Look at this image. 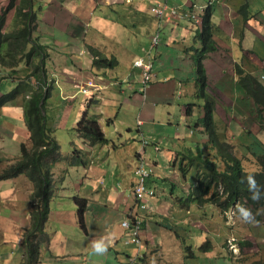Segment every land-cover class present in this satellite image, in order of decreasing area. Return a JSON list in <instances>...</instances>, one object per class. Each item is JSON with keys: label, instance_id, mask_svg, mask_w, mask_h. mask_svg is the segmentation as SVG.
<instances>
[{"label": "crops", "instance_id": "1", "mask_svg": "<svg viewBox=\"0 0 264 264\" xmlns=\"http://www.w3.org/2000/svg\"><path fill=\"white\" fill-rule=\"evenodd\" d=\"M8 2L0 0V13ZM199 3L34 1L37 20L33 36L47 47L48 74L56 72L59 76L45 103L46 123L59 142L65 140L66 154L81 148L85 160L72 163L63 159L51 169L57 189L45 224L48 238L40 245V264H126L139 249L143 253L141 264H187L178 242L179 227L190 221L188 228L196 232L197 223L202 220L203 226L208 221L194 213L195 201H190L186 210L178 199L188 193L191 175L195 176L190 170L185 177L180 163L184 151L211 144L202 121L207 109L205 98L222 140L232 143L239 127L243 132L250 128L249 134L264 140V124L253 122L256 108L258 116L264 118V0ZM153 5L164 8L163 16L151 10ZM174 7L192 10L199 21L172 15ZM13 16L12 10L8 29ZM205 23L212 39L207 43L200 35ZM155 33H160V41L151 48ZM89 46L115 57L117 64L94 65ZM148 54L153 76L144 87L142 70L134 61ZM200 64L206 85L200 80ZM29 72L25 63L14 72L0 66V95L22 86L13 99L0 106V172L21 158L22 143L31 144L32 133L25 117V96L32 93L34 79ZM246 74L258 82L248 83ZM88 78L99 89L84 94L76 84ZM54 99L56 105L52 104ZM85 110L97 117L108 143L90 144L74 130ZM105 124L114 125L110 135ZM139 163L154 167L148 182L156 194L146 201L138 200L134 193V169ZM34 190V182L26 173L0 180V264H24L25 234L32 227L36 206ZM77 197L87 199L85 228L80 225ZM136 217L142 220L141 247L132 242L131 230L123 225L124 220ZM217 228L211 253L200 251L194 264H205L211 259L209 254H214L218 264L228 261L230 252L224 242L229 231L221 225ZM206 231L202 229L201 236H207ZM201 236L193 240L199 242ZM165 240L172 253L165 248ZM196 249L192 245L189 249L193 257H197ZM260 252L264 259V252Z\"/></svg>", "mask_w": 264, "mask_h": 264}, {"label": "trees", "instance_id": "2", "mask_svg": "<svg viewBox=\"0 0 264 264\" xmlns=\"http://www.w3.org/2000/svg\"><path fill=\"white\" fill-rule=\"evenodd\" d=\"M34 1L9 0L8 4L2 8L0 13V66L14 72L21 63L25 62L30 69V75L45 81L47 50L45 45L39 43L33 36V29L37 20ZM12 10L14 16L10 22V29H8L7 17ZM200 35L205 43L212 40L206 23ZM89 47L94 53V65L112 67L117 64L115 57L109 58L93 46ZM199 69L200 80L206 85L202 64H200ZM244 78L253 85L254 81L258 82L257 78L250 74H246ZM50 89L51 86L46 89L41 86L35 88L30 98L25 100V117L27 126L32 133L30 136L32 145L28 147L25 143H22L21 158L8 164L0 172V180L26 173L35 185L32 200L36 199V206L34 205L32 210V227L27 229L25 234L26 257H24V264H40L41 241L46 237L48 238L45 224L50 214V202L57 188L54 172L51 170L52 167L57 161L63 159H69L72 163H83L85 161L81 149L76 148L72 154L63 153L60 143L46 126L44 105ZM18 92L17 86L13 90L2 93L0 95V106L13 99ZM206 107L202 121L206 131L211 136V144L208 147L206 146V150H204V147H198L196 150L188 149L182 154L180 168L184 176L187 177V172L190 170L195 171V176L191 175L192 179L190 180L188 193L180 195L178 199L183 203L195 201L200 205L215 207L217 209L216 213L219 215V221L215 224L217 225L216 228L221 225L224 229H230L227 224L228 216L225 214L234 205H237L238 216L247 219L255 217L261 221L264 216V143L259 145V151H251V155L245 154L244 159L240 158L234 152L233 144L219 137L218 132L212 125L214 120L210 103H206ZM74 130L79 137L90 144H102L110 141L97 117L88 114L87 110L77 122ZM246 132L251 133L249 129ZM250 135L255 136L256 134L253 135L252 133ZM212 146L216 147L214 150L217 149L218 151L221 166L214 160V157H210L212 153L209 148H212ZM250 179L254 183H250ZM76 199L80 225L85 228L84 213L87 209V199L78 197ZM189 205L186 206V209ZM203 218L212 220V223L215 221V216ZM228 233V236H225L224 245H227L230 237L231 233ZM234 234L237 235V233ZM245 234L246 232H242L240 236L238 235L240 237L238 239L240 249L242 250L246 245H252L250 241H245L243 238ZM211 247L212 242L208 239L203 248L209 250ZM233 264H264V259L259 250L242 251L233 260Z\"/></svg>", "mask_w": 264, "mask_h": 264}, {"label": "rangeland", "instance_id": "3", "mask_svg": "<svg viewBox=\"0 0 264 264\" xmlns=\"http://www.w3.org/2000/svg\"><path fill=\"white\" fill-rule=\"evenodd\" d=\"M200 1L202 3H199V4H204V3L208 2V0H200ZM151 39H152V37H151ZM87 54H90L89 51H87ZM199 93L200 94L202 93V89L199 90ZM54 94H56V93L54 92ZM51 101H49V102H51ZM52 102H53L52 103L53 105L57 104V101H55V99ZM58 102H60V99ZM205 104H206V102H205ZM185 108H186V110H188L189 104H186ZM254 114L256 115V117L253 119V122L258 123L260 126H263L264 118L258 116L259 110L257 108L255 109ZM212 115H213V120H214V116H215L214 113H212ZM240 123L242 124L241 120H240ZM215 124L216 123H212L214 129L217 128L215 126ZM105 126L108 128L109 135H110L111 129H114V125L113 126H109V125L107 126L105 124ZM117 129H119V126L117 127ZM248 129H250V128H248ZM260 129L262 130V128H260ZM111 135L114 138L116 136V132L113 131V134H111ZM263 141H264L263 138L260 136H258L256 139V137L251 136L249 134V132L248 133L243 132L242 127H239L238 136L234 135L233 140H231V142L233 144L234 152L236 153L237 156H239L240 158H243V159H244L245 154L251 155V151H256V152L259 151V145H262ZM59 143H60L61 147H63L62 151H65V149L68 146L66 144L65 140H61V142H59ZM194 145H196V144H194ZM204 148H205L204 150L207 149L206 147H204ZM215 148L216 147H213V146H212V148H209L210 152L212 153L211 155L210 154L209 155L211 158L214 157V160H216L219 163V166H221V160L219 159L217 149L214 150ZM165 150H167L166 147H165ZM72 153H73V151H72ZM83 157H84V155H83ZM75 158H76V156H75ZM261 161H262V159H261ZM151 167L154 170V167L152 165H151ZM188 174H189V172H187V175ZM183 204L186 207L188 204H190V201L184 202ZM195 205H196V207L192 206L194 213H196L197 215H202L203 217H208V218H212L215 216V221H213V223H212V220L207 219L208 224L207 225L204 224L202 226V224L205 222H203L201 220V223L196 224V232L197 233L193 232L190 228H188L190 221L187 222L185 225L179 227L180 233L178 230L176 231L181 236V242H180L179 238H178V242L181 244L180 247L185 252V255L182 256V258L185 260H188L187 264L196 263L198 261L197 255L200 253V251L203 252V254L211 253L210 250H208V249L203 250L204 249L203 247L205 246V243L207 242V240L208 239L213 240L215 233H216V235H218V231H219L218 228L216 229L217 225H215V224H217L216 222L218 221V218H219V215L216 213L217 209L215 207H208V205H200L197 202H195ZM77 209H78V206H77ZM191 214H193V213H191ZM225 215L228 216L227 224H228V226H230V229L228 228L229 232L231 233L230 235L235 236L236 234H234V233H237V235L240 236L242 234V232H246V234L243 238L245 239V241H250L252 243L251 246L246 245L245 247H243L244 248L243 250L242 249L240 251L238 250L239 252L237 253V256H239V254L242 251L249 252V251H258L260 249L261 251L264 252V216L262 217L261 221L259 219L257 220V218H255V217L253 219H247L244 217L242 218V217L237 215V210H236L235 206L230 207L228 209V212ZM78 216H79V214H78ZM254 219L257 221H255ZM206 228H207V231H206L207 236L203 237V236H201L202 229H206ZM233 231H234V233H233ZM240 232H241V234H240ZM199 236H201V240L199 242H198V240H193L194 238L199 237ZM195 243H197V244H195ZM164 244H165V248L167 249V247H169L167 244V240L164 241ZM193 244H194V246H193ZM191 245H192V247L198 248V249H196V251H197L196 256L197 257H193L190 254L189 249L191 248ZM169 249H170V247H169ZM170 253H172L171 249H170ZM210 255H211V259L209 261H206L205 264H218V263H216V259L214 257V254H209L208 257ZM233 256H234V253L232 251H230V256H229L228 261L223 260V264H232V262L234 260L232 258ZM231 258H232V260H231Z\"/></svg>", "mask_w": 264, "mask_h": 264}, {"label": "built area", "instance_id": "4", "mask_svg": "<svg viewBox=\"0 0 264 264\" xmlns=\"http://www.w3.org/2000/svg\"><path fill=\"white\" fill-rule=\"evenodd\" d=\"M132 1V0H127ZM216 0H210L209 5L213 4ZM151 9L158 15L163 16L164 8L161 5H153ZM180 12H185V15L180 14ZM172 15L174 16H182L186 17L189 16L192 20H198V15L193 12L190 9H184L181 10L180 7H174L171 10ZM160 41V34L155 33L152 36L151 40V48L156 46ZM135 64L142 69V75H143V82L144 87H147L148 82L151 80L152 72H153V62L150 58H139L135 61ZM80 90L84 93H88L92 90V87L95 86V82L88 78L84 83L78 84ZM158 149L159 147L156 146ZM152 172V168H149L148 166H145L143 163H139L135 168V174H136V183L134 185V191L136 194V197L138 200L146 201L147 199H150L155 194V189L150 187L147 184L148 178ZM144 206V205H143ZM142 223L141 219H136L134 223H131L127 220L123 222V224L128 227L132 232V241L140 243V225ZM139 254L138 256H134L129 258L128 262L126 264H139Z\"/></svg>", "mask_w": 264, "mask_h": 264}, {"label": "clouds", "instance_id": "5", "mask_svg": "<svg viewBox=\"0 0 264 264\" xmlns=\"http://www.w3.org/2000/svg\"><path fill=\"white\" fill-rule=\"evenodd\" d=\"M127 1V0H126ZM209 1L210 0H208V4H209ZM130 2V1H129ZM7 5V4H6ZM5 5V6H6ZM5 6H2L1 7V12H2V8L3 7H5ZM209 5H207V8H209L208 7ZM152 10V9H151ZM153 11V10H152ZM154 12V11H153ZM191 19V18H190ZM7 20H8V17H7ZM192 20V19H191ZM193 22H198L199 21V19L198 20H192ZM160 34V33H159ZM154 35V34H153ZM152 35V36H153ZM152 40V39H151ZM46 47V46H45ZM150 47H151V41H150ZM47 48V47H46ZM149 55V57H147V56H143V57H139V58H150V54H148ZM139 58H137V59H139ZM136 59V60H137ZM151 59V58H150ZM135 60V61H136ZM135 61H134V66H137L136 64H135ZM23 63H25V62H23ZM22 64V63H21ZM20 64V65H21ZM19 65V66H20ZM18 66V67H19ZM18 67H17V69H18ZM28 67V66H27ZM137 67H139V66H137ZM140 69H141V67H139ZM45 70H46V80L45 81H41V80H39V79H37L36 78V76H33V75H31L34 79H33V81H32V85H31V90H30V92L32 91V93H33V91L35 90V88H38V87H42L43 89H46V88H48V86H51V88H52V83L53 82H55L56 80H58V78H59V76H58V74L56 73V72H53L52 73V75L50 76L49 74H48V72H47V69H46V65H45ZM142 70V69H141ZM29 75H30V72H29ZM152 76H153V72H152ZM142 78H143V75H142ZM151 79H152V77H151ZM87 80V79H86ZM85 80V81H86ZM85 81H83V82H80V83H77L76 85L78 86V84H81V83H84ZM94 81V80H93ZM95 82V81H94ZM150 82V81H149ZM148 82V83H149ZM29 84H30V82H29ZM28 84V85H29ZM18 86V91H19V89H21L22 88V86L21 87H19V85H17ZM16 86V87H17ZM148 86V85H147ZM78 88H79V86H78ZM14 89V88H13ZM12 89V90H13ZM99 89V86H98V84L95 82V86H93L92 87V90L90 91V92H88V93H84V92H82L81 90H80V88H79V90L82 92V93H84V94H91L92 92H94L95 90H98ZM50 92H51V89H50ZM32 93H29V94H26V99H28V98H30V96L32 95ZM202 93H203V91H202ZM201 93V94H202ZM50 97V93H49V95L46 97V100H45V103H46V101L48 100V98ZM205 100H206V103H209V100H207V98H205ZM205 106H206V104H205ZM44 109H45V105H44ZM45 114V113H44ZM205 115V114H204ZM46 116V115H45ZM27 123V122H26ZM45 123H46V121H45ZM46 126H47V123H46ZM48 127V126H47ZM205 127V126H204ZM246 130H248V128H246ZM250 130V129H249ZM52 132V131H51ZM251 132V131H250ZM53 135V134H52ZM246 135V134H245ZM54 136V138L57 140V138L55 137V135H53ZM81 138V137H80ZM83 139V138H82ZM84 140V139H83ZM58 141V140H57ZM85 141V140H84ZM59 142V141H58ZM87 142V141H86ZM25 144L28 146V147H31V145H32V142H31V144L29 145V143H27V142H25ZM22 145V144H21ZM61 146V145H60ZM159 147V146H158ZM76 148H74V150H75ZM79 149H81V148H79ZM158 149H160V147L158 148ZM82 150V149H81ZM61 151H62V147H61ZM63 153H65L64 151H62ZM66 154V153H65ZM70 154H72V153H70ZM149 168H152L150 165L148 166ZM136 168V167H135ZM134 172H135V169H134ZM153 172H154V170H153V168H152V172H151V174H150V176H149V178L151 177V175L153 174ZM149 178H148V180H149ZM136 183V182H135ZM250 183H254V181H251V179H250ZM147 184L149 185V182L147 181ZM135 185V184H134ZM150 187H152V188H154L153 186H151V185H149ZM155 189V188H154ZM134 193H135V191H134ZM155 194H156V189H155ZM154 194V195H155ZM135 196H136V194H135ZM137 198V197H136ZM235 207L237 206V205H234ZM233 206V207H234ZM137 219V217L136 218H134V220L133 221H131V220H128V219H126L127 221H129V222H131V223H134L135 222V220ZM138 219H140V218H138ZM125 221V220H124ZM123 221V222H124ZM142 224V223H141ZM124 225V224H123ZM125 226V225H124ZM141 226V225H140ZM128 228V227H127ZM129 229V228H128ZM139 237H140V243H138L139 244V247H141V236H140V233H139ZM238 239H240V237L238 236V235H235V236H233V235H230V237H229V239H228V241H227V247H228V249H229V252L230 251H232L233 253H234V256L233 257H237V253L241 250L240 249V243H239V240ZM129 241V240H128ZM132 242H134V241H132ZM137 243V242H136ZM239 250V251H238ZM259 251H260V249H259ZM138 254H139V260H138V262H139V264H141V258H142V256H143V253H142V251L139 249V251H138V253L136 254L137 256H138ZM136 255H133V256H130L129 258H131V257H134V256H136ZM129 258H128V260H129ZM234 258V259H235ZM128 260H127V262H128ZM126 262V263H127Z\"/></svg>", "mask_w": 264, "mask_h": 264}]
</instances>
